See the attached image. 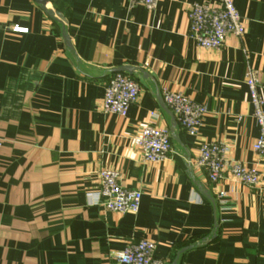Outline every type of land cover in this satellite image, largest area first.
<instances>
[{"label":"crops","instance_id":"0c3cea01","mask_svg":"<svg viewBox=\"0 0 264 264\" xmlns=\"http://www.w3.org/2000/svg\"><path fill=\"white\" fill-rule=\"evenodd\" d=\"M219 2L160 0L151 10L49 0L62 22L34 0H0V264H121L117 255L141 239L156 242L166 264H264V158L245 83L254 70L264 99V0H234L245 35L203 49L190 35V6ZM122 66L138 68L126 74L140 85L125 116L103 110ZM166 89L206 106L198 134L162 106ZM146 124L171 136L161 162H143L134 143ZM206 142L258 170L260 184L229 171L211 182L195 163ZM103 169L142 191L137 214L92 203Z\"/></svg>","mask_w":264,"mask_h":264},{"label":"built area","instance_id":"2783aa9c","mask_svg":"<svg viewBox=\"0 0 264 264\" xmlns=\"http://www.w3.org/2000/svg\"><path fill=\"white\" fill-rule=\"evenodd\" d=\"M131 8L145 6L154 10L160 0H126ZM190 35L203 49L221 50L229 35L243 38L246 32L244 20L234 5V0H220L217 4H197L190 6ZM17 32L26 29L14 28ZM254 116L260 125V135L253 148L264 158V99L259 93V79L254 70H248L245 76ZM140 94V85L126 73L113 74L105 87L103 110L106 113L125 116L134 105ZM163 100L173 113L182 128L190 135L198 134L206 115L205 105L195 102L181 92L163 90ZM134 143L143 153V162L158 163L166 159L173 151L169 132L154 125L146 124ZM1 145V142H0ZM226 146L219 142L203 143L196 165L203 168L209 180L219 182L229 171L236 179L248 186L256 187L261 182V176L255 168H249L242 162H227ZM100 191L92 203L101 204L108 211L121 214H137L140 210L143 193L140 189L126 187L120 184L119 174L112 169L99 172ZM156 242L141 239L130 242L125 250L117 255L121 264H166L156 257Z\"/></svg>","mask_w":264,"mask_h":264},{"label":"water","instance_id":"95a60500","mask_svg":"<svg viewBox=\"0 0 264 264\" xmlns=\"http://www.w3.org/2000/svg\"><path fill=\"white\" fill-rule=\"evenodd\" d=\"M36 3H38L46 12L49 16L53 17V18H58L60 19L62 22H66V19L65 17L62 15V13L58 12V11H55V10H51V9H48L47 8V5L49 3V0H34ZM65 40L68 44V46H70V43H69V37L67 35H65ZM136 70H138V68H135V67H132V66H122L120 68H118L116 70V72H122V73H127V74H133ZM162 106H164V108H166L169 112H170V109L166 106L165 102L162 101ZM171 113V112H170ZM203 193L205 194L206 191L203 190ZM190 247L188 248H184L180 253H183L185 252L187 249H189ZM177 263V259L173 262V264H176Z\"/></svg>","mask_w":264,"mask_h":264}]
</instances>
